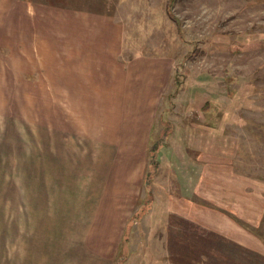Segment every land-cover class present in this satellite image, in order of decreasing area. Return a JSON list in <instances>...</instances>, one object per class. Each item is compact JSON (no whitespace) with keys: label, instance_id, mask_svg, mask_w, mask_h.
<instances>
[{"label":"rangeland","instance_id":"obj_1","mask_svg":"<svg viewBox=\"0 0 264 264\" xmlns=\"http://www.w3.org/2000/svg\"><path fill=\"white\" fill-rule=\"evenodd\" d=\"M0 264H264V0H0Z\"/></svg>","mask_w":264,"mask_h":264},{"label":"crops","instance_id":"obj_2","mask_svg":"<svg viewBox=\"0 0 264 264\" xmlns=\"http://www.w3.org/2000/svg\"><path fill=\"white\" fill-rule=\"evenodd\" d=\"M102 36L104 37V34L103 33H102ZM100 39H101V37L99 36V40ZM100 42L102 43L101 45H104L105 44L104 40H102V39L100 40ZM85 44H86L85 47H89V48H91L95 52H100L101 51L103 53V56H104V60L105 61L108 62L110 60V55L107 52V48L102 47L99 42L92 41V42H87ZM112 61H113V59H112ZM117 64H119V69L122 71V74H117L118 76H121L122 75V81L120 82V84L123 83V85H125V90L128 91L129 90L128 81H127L128 66L125 65V64L124 65H121L120 62H118ZM119 73H120V71H119Z\"/></svg>","mask_w":264,"mask_h":264}]
</instances>
